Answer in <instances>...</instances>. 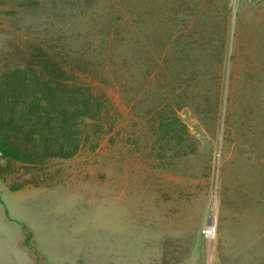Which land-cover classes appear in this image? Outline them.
I'll list each match as a JSON object with an SVG mask.
<instances>
[{
	"label": "rangeland",
	"instance_id": "1",
	"mask_svg": "<svg viewBox=\"0 0 264 264\" xmlns=\"http://www.w3.org/2000/svg\"><path fill=\"white\" fill-rule=\"evenodd\" d=\"M89 1L128 16L134 66L109 90L111 127L81 126V148L70 157L12 163L8 180L26 183L18 190L0 178V262L264 264V0ZM84 7V0H0V78L35 25L84 43ZM158 57L164 62L155 68ZM139 58L154 62L143 67ZM147 67L168 72L164 81L177 67L194 79L183 92L157 90L151 72L145 87ZM141 96L148 98L137 103L141 114L151 112L139 124ZM120 153L131 169L123 197ZM3 204L24 221L15 237L2 222ZM213 209L215 235L206 238L201 228Z\"/></svg>",
	"mask_w": 264,
	"mask_h": 264
},
{
	"label": "trees",
	"instance_id": "2",
	"mask_svg": "<svg viewBox=\"0 0 264 264\" xmlns=\"http://www.w3.org/2000/svg\"><path fill=\"white\" fill-rule=\"evenodd\" d=\"M89 2L84 0V43L56 36L47 23L43 29L35 25L26 33L33 38L24 39L0 78V156L6 160L4 166L0 164V178L8 181L12 191L26 184L8 180L12 163L70 157L81 148V126L99 123L103 129V124L114 123L109 90L120 81L118 72L128 73L135 62L127 56L130 24L128 16H114L116 8L91 9ZM149 61L154 62L147 58L142 66ZM175 61L180 65L184 58ZM161 62L158 57L153 66ZM177 68H170L174 72L164 81L168 72L147 67L141 84L149 87L152 72L157 90L183 92L194 77ZM147 99L140 97V101ZM150 112L145 111V116Z\"/></svg>",
	"mask_w": 264,
	"mask_h": 264
},
{
	"label": "bare ground",
	"instance_id": "3",
	"mask_svg": "<svg viewBox=\"0 0 264 264\" xmlns=\"http://www.w3.org/2000/svg\"><path fill=\"white\" fill-rule=\"evenodd\" d=\"M140 101V97H136V105H135V117L138 119L137 121L139 122V124H141V117L144 118L145 114H141V110L140 108H138L137 106V103ZM144 124L142 126V129L144 131V135H143V139L147 142L150 140L151 138V131H150V128L149 126L147 125V123H145L144 121ZM142 155H143V158H144V162H143V165H145V167L147 168L148 166H152V161L151 160V148H146L143 152H142ZM174 167H170L169 170H167L166 168H162L159 173H164V172H174ZM131 170V169H130ZM130 170L129 169H126L125 168V164H124V161H123V158H122V154L120 153L119 155V160H118V176H119V186H118V189H119V196L120 197H123V195H125L126 193L129 192V189L127 188V176L130 174ZM121 215H123L121 213ZM215 220H216V215H215V210L213 209L212 213H211V216L209 218V222L214 226L215 224Z\"/></svg>",
	"mask_w": 264,
	"mask_h": 264
},
{
	"label": "crops",
	"instance_id": "4",
	"mask_svg": "<svg viewBox=\"0 0 264 264\" xmlns=\"http://www.w3.org/2000/svg\"><path fill=\"white\" fill-rule=\"evenodd\" d=\"M22 199L24 200V198L22 197ZM3 201V200H2ZM25 202V201H24ZM4 203V202H3ZM3 214L5 215V217L2 218V222L3 224L7 227V228H12L14 231L13 234H14V237L17 236L18 234H20L22 232V224L24 221L21 220L19 222L18 219H16L15 215H12L10 214V209L9 207L7 206V204H3ZM18 207V206H17ZM17 212V210H16ZM18 213V212H17ZM1 222V223H2ZM19 241V240H18ZM0 264H4V263H1Z\"/></svg>",
	"mask_w": 264,
	"mask_h": 264
},
{
	"label": "built area",
	"instance_id": "5",
	"mask_svg": "<svg viewBox=\"0 0 264 264\" xmlns=\"http://www.w3.org/2000/svg\"><path fill=\"white\" fill-rule=\"evenodd\" d=\"M232 4H235L238 0H231ZM202 234L206 238H211L215 235V224L214 226L208 221L202 228H201Z\"/></svg>",
	"mask_w": 264,
	"mask_h": 264
}]
</instances>
